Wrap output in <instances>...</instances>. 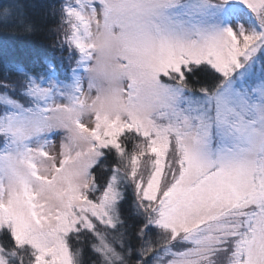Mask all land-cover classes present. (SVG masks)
I'll return each mask as SVG.
<instances>
[{
    "label": "snow or ice",
    "instance_id": "1",
    "mask_svg": "<svg viewBox=\"0 0 264 264\" xmlns=\"http://www.w3.org/2000/svg\"><path fill=\"white\" fill-rule=\"evenodd\" d=\"M43 6L59 55L0 46V264H264V0Z\"/></svg>",
    "mask_w": 264,
    "mask_h": 264
},
{
    "label": "trees",
    "instance_id": "2",
    "mask_svg": "<svg viewBox=\"0 0 264 264\" xmlns=\"http://www.w3.org/2000/svg\"><path fill=\"white\" fill-rule=\"evenodd\" d=\"M3 2L4 0H0V3ZM33 2L37 7L32 10V18L41 25L40 29L32 36L11 35L0 30V46H9L10 50H13L21 59H30L33 50L47 54L50 57L59 55L51 47L55 43L56 37L54 33L48 30V25L54 24L55 21L45 15L47 10L43 5L47 0H33Z\"/></svg>",
    "mask_w": 264,
    "mask_h": 264
}]
</instances>
